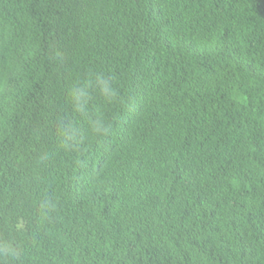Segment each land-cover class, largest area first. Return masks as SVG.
Returning a JSON list of instances; mask_svg holds the SVG:
<instances>
[{"label":"trees","instance_id":"1","mask_svg":"<svg viewBox=\"0 0 264 264\" xmlns=\"http://www.w3.org/2000/svg\"><path fill=\"white\" fill-rule=\"evenodd\" d=\"M29 226L82 264H264V0H0V256Z\"/></svg>","mask_w":264,"mask_h":264},{"label":"clouds","instance_id":"2","mask_svg":"<svg viewBox=\"0 0 264 264\" xmlns=\"http://www.w3.org/2000/svg\"><path fill=\"white\" fill-rule=\"evenodd\" d=\"M193 74V73H192ZM192 74L191 77L192 78ZM153 196H147L148 203H152ZM124 210L127 211L124 206V202L122 200H118L115 202ZM159 212L157 215H152L158 221L162 220H179L183 223H190L195 221L197 218L201 217L195 212L188 210L182 203L181 209L177 210L173 207L171 203L168 201L161 199L159 202ZM20 237L17 244L13 247L11 251L7 254L0 256V258H12L15 264H30L27 261V257L25 254V248L28 243L36 245L38 247L39 252L45 255L46 262L44 264H82L85 262H90L92 257H79L73 254H66L63 252H55L51 253L48 249V243L43 237V235L33 227H25L19 233ZM34 264H42V263H34Z\"/></svg>","mask_w":264,"mask_h":264}]
</instances>
